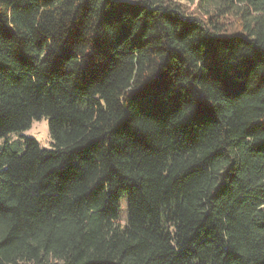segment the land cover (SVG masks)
Returning <instances> with one entry per match:
<instances>
[{"label":"trees","instance_id":"1","mask_svg":"<svg viewBox=\"0 0 264 264\" xmlns=\"http://www.w3.org/2000/svg\"><path fill=\"white\" fill-rule=\"evenodd\" d=\"M181 1L0 0V264H264V0Z\"/></svg>","mask_w":264,"mask_h":264},{"label":"rangeland","instance_id":"2","mask_svg":"<svg viewBox=\"0 0 264 264\" xmlns=\"http://www.w3.org/2000/svg\"><path fill=\"white\" fill-rule=\"evenodd\" d=\"M174 1L182 2L181 0H174ZM190 9L192 10L193 7H190ZM22 136L35 139L40 145V147L43 149L46 150L51 149V140L48 133V123L46 119L33 122L30 130L22 134ZM18 138H19L18 135H10L7 137L6 140L14 141ZM4 141L5 139H0V145H2ZM126 221H127V199L123 197L120 202L119 224L125 225Z\"/></svg>","mask_w":264,"mask_h":264}]
</instances>
